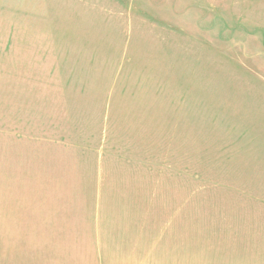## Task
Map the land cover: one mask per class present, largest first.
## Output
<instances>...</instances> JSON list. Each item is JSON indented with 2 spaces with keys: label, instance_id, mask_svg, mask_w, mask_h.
<instances>
[{
  "label": "rangeland",
  "instance_id": "1",
  "mask_svg": "<svg viewBox=\"0 0 264 264\" xmlns=\"http://www.w3.org/2000/svg\"><path fill=\"white\" fill-rule=\"evenodd\" d=\"M113 187L115 264H264V0H0V264Z\"/></svg>",
  "mask_w": 264,
  "mask_h": 264
},
{
  "label": "crops",
  "instance_id": "2",
  "mask_svg": "<svg viewBox=\"0 0 264 264\" xmlns=\"http://www.w3.org/2000/svg\"><path fill=\"white\" fill-rule=\"evenodd\" d=\"M71 194L66 193V189H60L53 195L65 197ZM90 196L95 198H90V204L82 199L84 202L78 207L73 205V208L68 205L69 200L59 198L53 205H39V209L31 211L32 219L42 223L43 227L58 228L63 223L72 222L77 231H89V235L39 238V243L56 245L41 248L40 264H115V260L121 258L122 253L126 254L123 260L131 257L127 254L135 249V246L132 249L133 245H139L140 254H145L144 247H141L145 238V227H140L137 233L132 232L128 214L120 209L119 200L115 197V187L97 188L95 196ZM31 202L33 206L41 204V200ZM48 202L51 203L52 199H48ZM69 252L74 254L64 257ZM34 255L36 256L35 253Z\"/></svg>",
  "mask_w": 264,
  "mask_h": 264
}]
</instances>
